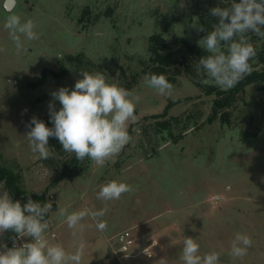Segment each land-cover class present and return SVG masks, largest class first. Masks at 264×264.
<instances>
[{
    "label": "rangeland",
    "instance_id": "1",
    "mask_svg": "<svg viewBox=\"0 0 264 264\" xmlns=\"http://www.w3.org/2000/svg\"><path fill=\"white\" fill-rule=\"evenodd\" d=\"M5 2L0 0V168L20 173L21 186L44 194L53 211L102 208L97 193L111 180L133 188L108 202L107 231L94 226L87 231L105 245L106 236L131 229L130 254L149 248L151 257L119 260L110 248L93 264H158L161 259L182 264L184 237L196 239L201 255L220 253V264H264V82L234 94L235 87L224 91L206 85L197 77L196 58L189 62L191 74L180 65L168 70L171 96L157 94L144 81L153 51L166 53L150 41L152 36L167 43L182 37L199 46L203 31L197 30L195 0H15L11 14L33 20L40 34L32 41L21 36L26 51L19 54L4 28ZM250 39L257 50L250 63L262 72L264 38L250 34ZM82 70L102 72L109 83L141 97L136 121L128 127L131 141L103 167L87 158L75 162L56 138L48 145L55 157L42 160L25 136L33 116L54 126L49 103L57 111L61 105L52 93L73 90ZM227 97L230 106L214 118L217 101ZM164 119L172 120L170 131L158 129L156 122ZM237 232L249 235L253 245L233 261L229 251Z\"/></svg>",
    "mask_w": 264,
    "mask_h": 264
},
{
    "label": "clouds",
    "instance_id": "2",
    "mask_svg": "<svg viewBox=\"0 0 264 264\" xmlns=\"http://www.w3.org/2000/svg\"><path fill=\"white\" fill-rule=\"evenodd\" d=\"M14 5L15 0H6L4 4L9 13L4 28L19 54L26 51L21 36L32 41L38 40L40 34L35 31L37 26L33 20L22 21L19 15L11 14ZM210 14L219 18L218 23L198 41L208 55L199 59L195 70L202 83H214L228 91L253 72L250 61L255 59L257 50L250 34L264 38V0H240L239 3L231 0L229 7H213ZM197 30L204 31V28L201 25ZM81 74L83 78L75 82L73 90L61 87L52 93L53 101L61 105L57 111L54 103H49V118L54 126L48 127L33 116L26 125L30 130L25 136L31 151L42 160L55 157L48 146L49 138L53 137L58 139L64 152L74 154L78 161L87 158L103 167L131 141L128 127L136 121L135 110L141 97L117 83H109L102 72L82 70ZM144 81L161 96H171L174 91L164 74H145ZM0 190V234L11 230L17 237L31 238V242L18 246L14 237L11 248L0 245L4 249L0 251V264H82L88 246L83 238L73 252L67 251L62 243L51 242L56 239L55 233H48L50 224L46 219L52 210L51 201L41 204L29 197L22 206L20 201H13L5 182L0 183ZM131 191V185L111 180L97 193V199L104 202L102 208L85 207L71 213L67 208H60L58 214L74 237L93 226L104 232L108 228L103 219L110 210L108 202L119 200ZM86 219L92 223H83ZM252 245L249 235L237 232L231 240L229 255L233 261L242 259ZM180 260L182 264H220V253L201 255L196 239L184 237ZM158 264H167V260L161 259Z\"/></svg>",
    "mask_w": 264,
    "mask_h": 264
},
{
    "label": "trees",
    "instance_id": "3",
    "mask_svg": "<svg viewBox=\"0 0 264 264\" xmlns=\"http://www.w3.org/2000/svg\"><path fill=\"white\" fill-rule=\"evenodd\" d=\"M207 3L205 7H202L200 0H195L193 3V7L195 8V14L199 17L200 23L204 28V31L202 32V37H204L207 32L213 30L212 26L216 23H218V17H214L210 14V9L216 6L223 5L225 3L228 4L229 7L231 4V0H217L216 3L211 2V0H205ZM235 2L239 3L240 0H235ZM151 42H155L156 44L162 46L164 51L166 53L154 50L153 56L151 57L152 60V67L150 70V73L155 74H164L167 77L168 70L172 66H183L188 74H191L190 69V60L193 58H196L198 61L201 57L208 55V53L201 47L191 44L186 39L180 37L176 38L173 43H167L165 39H163L161 36H152L150 38ZM69 59H72V57H69ZM46 73L43 74L42 78H44ZM53 76H58L55 72H52ZM257 81H263L264 82V71L258 72L253 71L251 75L245 77L242 81H240L237 86L233 90H230L232 94L235 92L243 89L249 84H252ZM231 104V99L227 97L226 99L222 101H217L214 111H213V117H217L219 112L224 111L228 106ZM227 113H222L221 116L224 118ZM160 117H157V119ZM156 125L159 130H168L170 131L172 120L171 119H164L161 121H157ZM51 140L53 137H50ZM58 142V141H56ZM60 148V146L58 147ZM76 157H74V161L76 162ZM75 174L71 175V178H75ZM21 179L22 176L20 173L16 172L15 169L12 168H0V183L5 182V188L11 195L13 201H20L21 205L23 206L29 197L33 201L39 202L41 204L46 203V198L44 194L36 195L33 194L30 191H27L21 186ZM50 217V214L47 215L46 219L48 220Z\"/></svg>",
    "mask_w": 264,
    "mask_h": 264
},
{
    "label": "crops",
    "instance_id": "4",
    "mask_svg": "<svg viewBox=\"0 0 264 264\" xmlns=\"http://www.w3.org/2000/svg\"><path fill=\"white\" fill-rule=\"evenodd\" d=\"M2 191V190H1ZM59 211L51 210L50 217L48 219L50 227L48 233H55L56 239L51 241L53 243H62L67 251L73 252L77 246L79 240L83 238L87 242V248L85 256L82 260V264H93L96 261L109 255L110 247L108 245L109 237L106 236L105 245L102 241L95 236L90 234L87 229L82 233L77 234V236L72 235V230H70L65 223H63V218L59 216ZM70 213V212H69ZM17 237V234L13 231H5L0 234V245H5L7 243H13V238ZM31 242L30 237H17L16 244L19 246L22 243ZM108 246V247H107ZM107 247V248H106Z\"/></svg>",
    "mask_w": 264,
    "mask_h": 264
},
{
    "label": "built area",
    "instance_id": "5",
    "mask_svg": "<svg viewBox=\"0 0 264 264\" xmlns=\"http://www.w3.org/2000/svg\"><path fill=\"white\" fill-rule=\"evenodd\" d=\"M110 248L112 249L113 254L119 259L122 260L126 257L135 258L138 255H144L151 257V252L149 248L143 249L139 254L132 255L130 254L132 249L135 246V237L133 235V231L131 229L123 230L117 235L108 239ZM23 244V243H22ZM21 244V245H22ZM8 248L13 247V243H7ZM3 247H0V251H3ZM150 255L146 254L145 251Z\"/></svg>",
    "mask_w": 264,
    "mask_h": 264
}]
</instances>
